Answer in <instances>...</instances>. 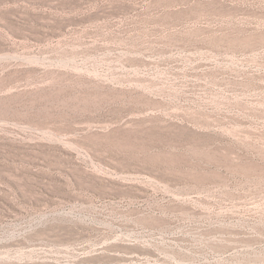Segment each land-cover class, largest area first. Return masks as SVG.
<instances>
[{"label": "rangeland", "instance_id": "374dc122", "mask_svg": "<svg viewBox=\"0 0 264 264\" xmlns=\"http://www.w3.org/2000/svg\"><path fill=\"white\" fill-rule=\"evenodd\" d=\"M0 264H264V0H0Z\"/></svg>", "mask_w": 264, "mask_h": 264}]
</instances>
